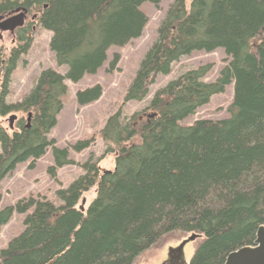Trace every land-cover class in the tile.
<instances>
[{
	"label": "trees",
	"instance_id": "16d2710c",
	"mask_svg": "<svg viewBox=\"0 0 264 264\" xmlns=\"http://www.w3.org/2000/svg\"><path fill=\"white\" fill-rule=\"evenodd\" d=\"M160 1L0 0L1 12L45 5L40 24L51 32L57 65L66 67L41 70L19 103L6 104L17 59L0 52V115L32 113L28 127L20 120L9 134L0 126V181L50 146L53 168L72 162L68 148L48 136L65 80L95 73L110 47L141 34L147 21L141 4ZM216 49L225 58L213 80L204 79L211 65H199L168 80L139 110L107 118L100 136L114 153L112 170L84 162L87 170L57 191L58 204L29 196L0 208V228L14 212L24 214L22 231L0 248V264H132L163 239L190 234L198 241L190 264H224L229 252L251 245L264 225V0H170L124 98L142 100L180 58ZM231 82L227 116L182 122ZM100 95L95 85L78 91L77 100ZM93 186L95 196L81 210L78 201Z\"/></svg>",
	"mask_w": 264,
	"mask_h": 264
},
{
	"label": "rangeland",
	"instance_id": "374dc122",
	"mask_svg": "<svg viewBox=\"0 0 264 264\" xmlns=\"http://www.w3.org/2000/svg\"><path fill=\"white\" fill-rule=\"evenodd\" d=\"M169 1L162 0L158 4L143 2L140 8L145 13L147 21L141 34L122 47H110L105 61L95 73L85 74L75 82L65 80L67 91L62 99V108L57 114L56 123L50 129L48 136L54 138L55 146L68 148L67 157L72 162L53 168L55 158L50 146L34 162L27 159L18 163L0 181V208L8 204H15L20 199L29 196L45 197L54 204H58L57 191L67 188L87 170L84 162H96L100 170L114 168V153L106 152L107 144L100 136V130L110 115L117 111L121 112V116L130 115L139 110L148 103L153 93L168 80L199 65H211L209 72L204 76L205 80L211 81L216 77L224 64V51L216 49L210 52H192L175 62L170 73L158 75L149 86L145 98L139 101H125L126 87L130 84L141 57L153 41L156 28L166 12ZM50 37L51 32L40 27L28 51L18 58L15 68L9 76L10 82L4 98L6 104L20 101L32 88L41 70L53 68L60 73L65 71L66 67L58 66L55 61L54 54L49 47ZM115 54L117 56L114 60ZM95 85H99L101 88L100 97L89 103L80 104L77 100V92ZM232 93L233 83L231 82L223 92L212 95L206 104L200 106L193 115L182 122L190 124L200 118L218 119L227 116ZM11 113H15L18 118L26 115V113L16 111L0 115V126L9 134L17 130L16 123L13 130L8 128V118ZM91 138H93V142L88 147L81 150L74 147L79 141ZM95 190L96 187L93 186L84 192L78 204L80 205L82 199H85L83 204L85 209L95 196ZM23 217L24 214L14 212L9 221L1 226L0 248L5 247L12 237L22 231ZM181 239L176 237L163 239L136 257L132 264H157L166 256L168 247L176 245ZM197 243L198 241L195 240L186 245L187 257L190 252L192 254Z\"/></svg>",
	"mask_w": 264,
	"mask_h": 264
},
{
	"label": "water",
	"instance_id": "95a60500",
	"mask_svg": "<svg viewBox=\"0 0 264 264\" xmlns=\"http://www.w3.org/2000/svg\"><path fill=\"white\" fill-rule=\"evenodd\" d=\"M23 13L10 16L0 22L3 29L14 28L21 24ZM30 114V113H29ZM16 119L14 113L9 115V128L13 129V121ZM29 126V124H27ZM85 199H82L80 209L84 210ZM196 234H191L182 239L174 246H169L166 257L158 264H190L185 256L184 249L187 243L194 240ZM51 264V262L47 263ZM224 264H264V225L258 227L255 239L251 245L242 246L229 252L224 260Z\"/></svg>",
	"mask_w": 264,
	"mask_h": 264
},
{
	"label": "flooded vegetation",
	"instance_id": "af4514ba",
	"mask_svg": "<svg viewBox=\"0 0 264 264\" xmlns=\"http://www.w3.org/2000/svg\"><path fill=\"white\" fill-rule=\"evenodd\" d=\"M4 3V1H3ZM45 8V5H43L41 8L36 7H16L11 11L1 12L0 11V22L10 16L23 13L22 16V22L20 25L10 29H3L0 27V52L7 55V61L10 57H12L14 54L16 56V59L18 61V58L28 51L30 46L33 43L34 37L36 35V32L41 26L40 24V12L41 9ZM4 58L1 60V63H4ZM3 78L4 76L1 75L0 78V95L2 93L3 89ZM10 82V81H9ZM6 95V93H5ZM5 98V96H4ZM20 101L12 104H17ZM16 112H20L18 110H14ZM30 113V114H29ZM32 113L30 111L26 112L25 117L22 116L20 118L16 117V119L13 121V127L14 124L23 120L24 123L27 125L30 123Z\"/></svg>",
	"mask_w": 264,
	"mask_h": 264
}]
</instances>
